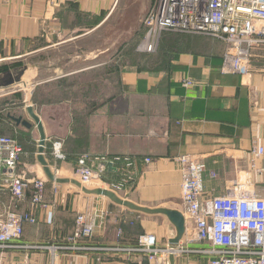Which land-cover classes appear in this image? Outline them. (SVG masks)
<instances>
[{
    "label": "crops",
    "instance_id": "crops-1",
    "mask_svg": "<svg viewBox=\"0 0 264 264\" xmlns=\"http://www.w3.org/2000/svg\"><path fill=\"white\" fill-rule=\"evenodd\" d=\"M118 3L0 0V75L5 69L14 74L25 69L16 84L20 89L29 86L30 102L17 114L33 122L26 109L33 105L44 125L46 147L56 139L63 141L65 160L56 161L45 150L53 171L79 180L74 168L83 152L150 156L152 162L143 167L137 186L120 196L138 205L183 213L181 155L206 162L218 174L205 177L209 196L232 187L241 173L255 183L264 182V155L255 159L252 154L255 146L264 147V44L253 50L249 75L223 73L225 42L195 33L168 35L159 43L166 46L164 54L158 47L157 53H144L135 60L132 55L131 61L119 66L118 57H111L108 49L87 51L81 46L94 38L93 32L106 19L102 15L108 16ZM92 18L95 21L88 23ZM188 77L195 85L182 84ZM8 122L20 143L29 136L22 167L29 177L48 179L46 196L54 202V214L48 221L47 211L37 210L38 223L27 224L20 240L35 246L9 249L4 255L8 264H18L25 256L29 257L26 264H48L52 246L65 241L77 213L95 198L73 182L58 183L55 194V181L38 160L39 129L35 124L28 129ZM98 202L107 217L93 242L102 247L80 251V255L64 252L61 264L139 260L148 264L146 255L136 249L139 235L144 234H155L160 246H169L173 224L166 215L134 210L108 197ZM119 228L123 238L117 236ZM209 249V242L193 237V221L186 219L175 264H208Z\"/></svg>",
    "mask_w": 264,
    "mask_h": 264
},
{
    "label": "built area",
    "instance_id": "built-area-1",
    "mask_svg": "<svg viewBox=\"0 0 264 264\" xmlns=\"http://www.w3.org/2000/svg\"><path fill=\"white\" fill-rule=\"evenodd\" d=\"M165 32L204 34L224 41L221 71L249 75L253 50L264 44V0H156L144 20L140 50L155 53ZM195 83L189 77L182 80L187 87ZM24 153L16 138L0 134V195L7 193L10 197L5 215L0 214V264H8L4 257L7 249L34 247L21 244L20 240L27 224L38 223L37 210H46L48 221L54 214V202H49L46 196L48 179L27 175L22 167ZM50 154L56 161L65 160L63 141L55 140ZM252 154L255 159L260 158L264 147L255 146ZM151 162L150 156L83 152L78 155L74 169L82 184L97 185L93 188H107L126 196L138 184L143 167ZM178 162L184 215L193 221V237L211 245L206 250L212 255L208 264H264V182L255 183L248 174L241 175L225 192L209 196L205 177L208 173L209 177L217 178L218 174L191 155L179 156ZM53 191L59 192L56 182ZM91 196L95 199L86 210L77 213L74 230L67 237L71 246L52 247L55 250L48 264H56L57 247L94 249L88 246V241L103 228L107 213L98 202L100 197H106ZM122 235L123 229L119 228L117 236ZM136 249L146 255L148 264H170V254L178 252V246H160L155 234L140 236ZM129 264L145 263L139 260Z\"/></svg>",
    "mask_w": 264,
    "mask_h": 264
},
{
    "label": "rangeland",
    "instance_id": "rangeland-1",
    "mask_svg": "<svg viewBox=\"0 0 264 264\" xmlns=\"http://www.w3.org/2000/svg\"><path fill=\"white\" fill-rule=\"evenodd\" d=\"M118 1H119L118 5L116 6V8H114L109 13L108 16H107V13L102 15L103 17L106 16L104 17L106 19L103 22V24L93 32L92 37L94 38H92L90 42H87L86 45H81V46L84 49L86 48L85 50L87 51L89 50V48L91 50L93 49L96 51H104L108 49L106 51H108V53H112V55H110L111 57H113V55H116L118 57L117 61L120 66V65L126 64V62L128 61H131L132 60L131 57L134 56V60H135L136 59L135 56L140 57L142 54L146 53V52L141 51L139 48L143 35H144V20L146 19L149 11L155 5L156 0H118ZM94 21H95V18H92V20L88 23H93ZM86 31L89 32L90 30L87 28ZM22 70H25V69H21L17 71L15 75ZM28 89H29V86L28 87L24 86L20 89L17 84L9 86V87H5V88L0 87V134L9 135L17 139L16 135L12 134L13 132L14 133L16 132L13 130V128L11 127V124H9L8 121L12 123H15V122L11 119L7 120L9 119L7 114L8 112H11L12 114L23 112V106H25L27 102H30V94H29ZM6 128H9V129H6ZM2 130L6 133H4ZM58 140L62 141L61 139H58ZM23 142H21L22 146L23 147L27 146V144ZM53 142L50 144L49 154L52 152ZM245 174L247 173L246 172L241 173L243 177L246 176ZM91 186H97V185H91ZM133 189H131L130 192H132ZM9 200H10L9 194L5 193V194L0 195V202H1L0 214L1 215L3 214L5 215L6 213L5 206L8 204ZM70 235L71 233L67 237H69ZM140 236L142 235H139L138 240H140ZM67 237L64 238L65 241L59 242L58 244H54L52 247L62 246V245L71 246L67 244ZM88 242H89L88 243L89 247H92V248L102 247L101 245L94 244L93 239ZM20 243L25 244L22 241H20ZM51 243L53 242L51 241ZM51 243H47V245L49 244L51 246ZM25 245H30V244H25ZM32 245L35 246L34 244ZM57 248L58 249H56L55 251L56 255L58 253V257H55L56 264H61V261H62L61 256L64 252H70V253H75L77 255H80L82 253L80 251H85V250H74L75 251L74 252L71 250L69 251L66 248H60V247H57ZM18 249H25V248H18ZM28 249H31V248H28ZM7 250L4 252L6 253ZM52 250H55V249H52ZM5 260H6V257H5ZM28 260H29V257L25 256V258L22 261H20V263L18 264H26Z\"/></svg>",
    "mask_w": 264,
    "mask_h": 264
},
{
    "label": "water",
    "instance_id": "water-1",
    "mask_svg": "<svg viewBox=\"0 0 264 264\" xmlns=\"http://www.w3.org/2000/svg\"><path fill=\"white\" fill-rule=\"evenodd\" d=\"M23 75V70L18 72L16 75L10 71L9 69H5L2 71L0 75V87L5 88L12 86L16 83H19L21 81ZM27 112L33 119V122L29 121L28 119L24 118L22 114H12L11 112H8V117L13 120L17 125H23L27 127L28 129L33 127V124L37 126L40 132V139H39V148H38V160L44 167V171L47 175V177L55 181L57 183H65V182H73L80 187H82L83 191H85L88 194H96V195H103L105 197H108L111 199L113 202L123 205L125 207L146 212V213H161L166 215L173 226L171 227V239L169 241V245L172 248H176L184 236L186 232V218L185 215L182 211L177 210V209H171V208H166V207H147L143 205H138L134 203L133 201L120 196L116 192L107 189V188H102V187H97V188H88L86 186H83L80 180L76 179H71L68 177H61L57 175L53 169L50 166L49 161L45 157V150H46V143H47V136L45 133L44 125L42 122L41 117L39 114L35 111V108L33 105H28L26 107ZM170 264H175V254L172 252L169 256Z\"/></svg>",
    "mask_w": 264,
    "mask_h": 264
},
{
    "label": "trees",
    "instance_id": "trees-1",
    "mask_svg": "<svg viewBox=\"0 0 264 264\" xmlns=\"http://www.w3.org/2000/svg\"><path fill=\"white\" fill-rule=\"evenodd\" d=\"M171 34H176V32H165V33H163V35H162V37H161V40H160V43L162 42V39H163V41H164V38H167L168 39V35H170L171 37H172V35ZM177 34H182V35H184V33H177ZM181 36V35H180ZM186 36V35H185ZM158 50H161V52L160 53H162V54H164L165 52H166V46H161L160 44H159V49ZM158 50H157V52H158ZM156 52V53H157ZM153 55H155V54H153ZM136 57V56H135ZM155 57L157 58V55H155ZM9 118V117H8ZM6 129H9V128H6ZM3 131V130H2ZM4 132V131H3ZM4 133H6V132H4ZM12 134H16V133H12ZM23 137V136H22ZM28 137L29 136H25V139L26 140H28ZM24 139V138H23ZM25 139H24V142H25ZM26 143V142H25ZM28 145V144H27ZM49 151H50V144H49V146H47L46 147V152H47V156H49V155H51V154H49Z\"/></svg>",
    "mask_w": 264,
    "mask_h": 264
},
{
    "label": "bare ground",
    "instance_id": "bare-ground-1",
    "mask_svg": "<svg viewBox=\"0 0 264 264\" xmlns=\"http://www.w3.org/2000/svg\"><path fill=\"white\" fill-rule=\"evenodd\" d=\"M84 184L88 186V184H86V183H84Z\"/></svg>",
    "mask_w": 264,
    "mask_h": 264
}]
</instances>
